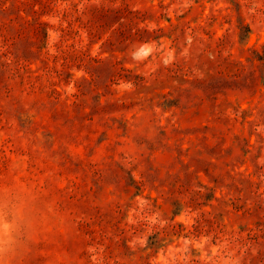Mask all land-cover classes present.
Wrapping results in <instances>:
<instances>
[{"label": "rangeland", "instance_id": "374dc122", "mask_svg": "<svg viewBox=\"0 0 264 264\" xmlns=\"http://www.w3.org/2000/svg\"><path fill=\"white\" fill-rule=\"evenodd\" d=\"M4 264H264V0H0Z\"/></svg>", "mask_w": 264, "mask_h": 264}, {"label": "clouds", "instance_id": "9594fccd", "mask_svg": "<svg viewBox=\"0 0 264 264\" xmlns=\"http://www.w3.org/2000/svg\"><path fill=\"white\" fill-rule=\"evenodd\" d=\"M12 223L5 219L4 206L0 203V264H4L3 257L5 255V234L10 235Z\"/></svg>", "mask_w": 264, "mask_h": 264}]
</instances>
